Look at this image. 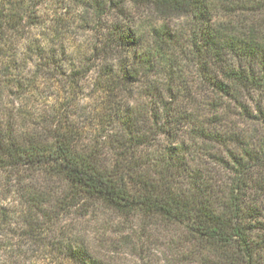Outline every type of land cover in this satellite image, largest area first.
I'll return each instance as SVG.
<instances>
[{
	"label": "trees",
	"instance_id": "16d2710c",
	"mask_svg": "<svg viewBox=\"0 0 264 264\" xmlns=\"http://www.w3.org/2000/svg\"><path fill=\"white\" fill-rule=\"evenodd\" d=\"M106 1L184 19L186 38L157 30L139 57L134 25L110 35L137 59L100 77L107 106L98 133L109 132L97 144H81L62 109L24 120L23 104L5 100L0 48V208L4 192L30 215L45 202L64 210L92 198L181 229V264H264V0ZM180 60L191 63L195 84ZM161 65L165 82L140 80L137 67ZM80 74L65 86L67 107ZM66 252L72 264H105L75 244Z\"/></svg>",
	"mask_w": 264,
	"mask_h": 264
},
{
	"label": "rangeland",
	"instance_id": "374dc122",
	"mask_svg": "<svg viewBox=\"0 0 264 264\" xmlns=\"http://www.w3.org/2000/svg\"><path fill=\"white\" fill-rule=\"evenodd\" d=\"M101 3L104 9L94 0H0V48L7 67L1 88L6 102L23 104L26 121L41 122L34 118L47 111L58 116L62 109L79 127L81 144L104 142L109 132L102 131L103 136L98 133L105 115L102 108L107 106L100 77L113 75L120 65H132L137 59L110 42V35L120 27L134 25L140 57L154 45L155 31L164 28L175 36L188 33L184 19L162 21L129 2L125 7L121 3L115 7L106 0ZM221 15L217 12L215 18ZM179 66L186 79L195 84L191 63L180 60ZM165 68L161 65L147 73L146 67H137L142 82L152 76L159 83L165 82ZM74 72H81V81L72 106L67 107L64 89ZM52 187L59 189L63 184L55 181ZM4 197L0 264H72L66 252L72 244L105 264H181L178 253L184 249L180 243L184 232L159 219L122 214L92 198H82L64 210L55 202H45L38 215H30L14 192H4Z\"/></svg>",
	"mask_w": 264,
	"mask_h": 264
}]
</instances>
